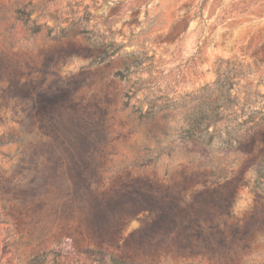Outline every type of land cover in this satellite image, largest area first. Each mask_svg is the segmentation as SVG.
<instances>
[{
    "label": "rangeland",
    "instance_id": "obj_1",
    "mask_svg": "<svg viewBox=\"0 0 264 264\" xmlns=\"http://www.w3.org/2000/svg\"><path fill=\"white\" fill-rule=\"evenodd\" d=\"M88 250L264 264V0H0V264Z\"/></svg>",
    "mask_w": 264,
    "mask_h": 264
},
{
    "label": "trees",
    "instance_id": "obj_2",
    "mask_svg": "<svg viewBox=\"0 0 264 264\" xmlns=\"http://www.w3.org/2000/svg\"><path fill=\"white\" fill-rule=\"evenodd\" d=\"M122 2H118V6ZM32 6V4H31ZM202 6L200 7V10H202ZM73 10V8H72ZM33 9L28 13H23L22 10H18V14H22L19 16V19H21L26 26L32 31V33H37L42 26L37 24L36 20H33L31 18V15L33 13ZM92 14L88 13V11L85 12V15L82 17H78L74 22L71 24V27L76 29L75 34H88L90 33V30L88 29V25L91 21ZM100 42V52L98 54V60L100 62H106L116 55L120 53L123 46L121 44L115 43V42H106L104 39L99 41ZM127 60L129 62L128 65L122 70H119L115 73V77H118L120 80H129L131 79V76L134 74L139 73L142 70H152L156 68V60L155 56H149L147 51H141L138 53H131L126 54ZM139 82L142 81V79H138ZM226 85L228 86L229 90L233 88L234 83L230 78L226 79ZM161 98V97H160ZM158 99L154 101L153 103H157ZM87 253L88 258L92 259V261L95 264H141L137 262L128 261L126 259L118 258L112 253H107L105 251H96V250H88ZM62 252H56V251H50V252H44L41 255L36 256L30 261V264H62Z\"/></svg>",
    "mask_w": 264,
    "mask_h": 264
}]
</instances>
